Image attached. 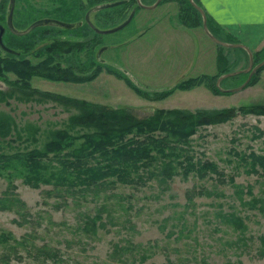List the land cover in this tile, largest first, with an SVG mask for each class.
Segmentation results:
<instances>
[{
	"label": "rangeland",
	"instance_id": "obj_1",
	"mask_svg": "<svg viewBox=\"0 0 264 264\" xmlns=\"http://www.w3.org/2000/svg\"><path fill=\"white\" fill-rule=\"evenodd\" d=\"M110 1L116 0H4L0 20L4 29L8 28V14L11 26L17 22L21 30L40 18L72 23L60 33L52 25L42 27L32 52L21 54L32 63L41 62L43 56L35 55V51L53 39L84 41L80 25L85 23V17L100 29H108L131 15L123 26L99 33L92 52L103 67L92 78L64 81L31 75L30 86L40 94L18 97L19 93H15L0 100V120L14 124L12 131L19 132L21 138L31 133L37 138L35 142L14 140V147L40 145L49 130L68 123V117L78 108L59 101L55 95L130 109L137 117L157 109L214 110L264 103V68L258 71L255 81L236 91L213 92L199 83L174 88L158 97L160 91L189 76H218L244 68L246 51L213 43L201 29L200 21L190 26L183 24L179 10L184 0H160L151 8L139 6L136 0H123L113 9L100 10ZM139 1L151 4L154 0ZM108 13L114 18L106 17ZM170 23L197 28L199 49L195 61L189 48L176 45V31ZM0 55L4 51L0 50ZM256 55L253 64L264 58ZM218 57L224 61L221 63ZM69 60L84 62L85 47L72 53ZM105 65L126 76L145 94L137 93ZM92 68L73 69L71 74L82 76ZM246 75L247 72H238L215 85L219 89L231 88ZM15 79L16 74L5 71L0 75V90L8 92L10 81ZM190 147L195 156L211 159L225 175H233V183L216 182L208 176L198 178L192 172L182 178L177 171L162 182L157 178L141 184L116 182L93 191L68 193L49 184L32 187L20 177H14V187L8 189L6 179L0 176V199L4 203H0V228L11 231L16 238L23 237L29 250L18 247V257L9 253L7 261L0 258V264H51L47 258L42 261L34 257V247L39 245L56 248L61 257L59 264H264V244L259 239V235L264 237V212L256 207L264 201V173L260 169L248 170L231 150L246 153L253 149L264 154V114H236L226 121L201 126L191 135ZM197 188H202L200 193ZM252 197L258 202L252 204ZM228 211L240 215L243 229L221 218L220 213Z\"/></svg>",
	"mask_w": 264,
	"mask_h": 264
},
{
	"label": "trees",
	"instance_id": "obj_2",
	"mask_svg": "<svg viewBox=\"0 0 264 264\" xmlns=\"http://www.w3.org/2000/svg\"><path fill=\"white\" fill-rule=\"evenodd\" d=\"M122 2L123 0L107 2L108 4L101 6L100 10L113 9ZM181 6L183 9L179 10V14L183 24L190 26L201 22L199 12L188 0H184L183 4L181 2ZM3 10L4 0H0L1 21ZM101 15L99 14V17ZM106 15V17L114 18L113 14ZM129 15L130 13L121 22ZM182 15L185 19H182ZM84 22L80 25V31L85 36L84 41L53 39L40 50L35 51V55L39 54L43 57L41 62L34 63L21 54L32 52L36 37L43 30L42 27L52 25L56 33L63 32L70 27L41 23L26 32L19 33L21 28L17 22H14L12 24L14 31L9 28L4 29L1 34L3 44L19 52H8L0 48L4 51V55H0V75L7 70L16 74V79L10 81V90L8 92L0 90V100L5 96L15 95V93H19L18 97L40 94L37 89L30 86L29 77L31 75L37 74L64 81H83L95 76L103 67V63L96 61L92 52L94 44L99 41L100 32L89 26L86 20ZM206 23L209 27L208 18ZM93 25L100 29L95 23ZM211 33L221 40L235 41L230 36H221L222 34L212 31ZM83 47H85L86 60L81 63L76 62L77 59L70 62L71 54ZM258 50L259 52L252 53V59L257 57L256 53H259L260 59L264 57V46ZM218 59L221 63L224 61L223 57H218ZM60 61L63 63L60 64ZM90 66L93 68L89 74L82 76L77 73L71 74L75 72L73 69L79 71ZM104 67L109 72L123 78L137 93L145 94L126 76L107 65ZM263 68L264 64L258 67L251 74L247 84L255 81L258 71ZM216 77L217 74L206 75L204 73L189 76L174 86L160 91L157 95L163 97L174 88H189L199 83L205 84L213 92H223L215 85ZM54 98L64 103H72L78 110L70 114L67 124L49 130L48 137L40 145L14 147L12 143L14 140L18 139V142H21L29 139L35 142L37 138L33 133L21 138L19 132L12 131L16 128L14 124L0 120V176L6 179V188L12 189L14 187L12 179L20 177L23 183L32 187L49 184L68 193H82L97 190L98 187L105 185H113L116 182L141 184L151 178H157L162 182L171 178L177 171H180L182 178H186L187 174L192 172L198 178L208 176L216 182L233 183V175H225L215 161L194 155L190 147L191 135L201 126L226 121L236 114H264V103H248L214 110L157 109L148 115L137 117L130 109L112 108L97 102L78 101L56 95ZM258 132L260 133V130ZM231 150L240 162L247 164L248 170L256 172L260 169V172L264 173V154L255 152L253 149L246 153L232 148ZM201 190L202 188L196 189L198 193ZM7 193L8 191L5 190L4 194ZM254 202H258V198L252 197L251 203ZM0 203L4 205L1 199ZM256 207L264 212V201ZM220 216L225 222L232 223L234 228H244L240 215L233 211L220 213ZM93 223L92 217L91 228L94 226ZM259 239L263 245L264 237L259 235ZM24 240L23 237L16 238L11 231L0 228V258L8 259L9 253L18 257V247L29 251ZM33 254L36 258L41 257L42 261H46V258L51 260V264H59L61 261L57 249L50 246H35Z\"/></svg>",
	"mask_w": 264,
	"mask_h": 264
},
{
	"label": "crops",
	"instance_id": "obj_3",
	"mask_svg": "<svg viewBox=\"0 0 264 264\" xmlns=\"http://www.w3.org/2000/svg\"><path fill=\"white\" fill-rule=\"evenodd\" d=\"M196 1L209 20L208 29L210 32L222 34L221 36H234L236 42L243 43L250 50H258L264 46V5L259 0L254 3L242 4L225 3L222 0ZM173 28L176 31V45L181 49L189 48L191 58L195 61L199 49L198 36H196L197 28L186 27L182 23L179 25L176 23ZM208 39L210 38L208 37Z\"/></svg>",
	"mask_w": 264,
	"mask_h": 264
},
{
	"label": "water",
	"instance_id": "obj_4",
	"mask_svg": "<svg viewBox=\"0 0 264 264\" xmlns=\"http://www.w3.org/2000/svg\"><path fill=\"white\" fill-rule=\"evenodd\" d=\"M159 1L160 0H154L151 4H142L139 0H136V3L139 6H141V7L151 8V7H154ZM188 1L199 12V14L201 16V27H202L204 33L213 42H215L216 44L227 46V47H240V48L244 49L246 51V54H247V65L244 68L233 70V71H229V72H224V73L218 75L216 77V79H215V84H218L220 79H222V78H224L226 76L233 75V74H236L238 72H247V75H246L245 79L240 84H238L237 86H234V87H231V88H227V89H221V88L220 89L224 90V91L232 92V91H236V90H239L240 88L244 87L247 84V82H248L251 74L254 72V70L257 69L258 67H260L262 64H264V58L262 60H260L259 62L253 64L252 53L244 44H242L240 42L224 41V40H221V39L217 38L215 35H213L209 31V29H208V27L206 25V20H205L206 18H205L204 10L201 8V6L199 4H197L193 0H188ZM10 2L12 3V0H10ZM130 16L131 15H129L126 19H124L119 24H117V25H115V26H113L111 28H108V29H98L87 19V17H85V18H86V21L89 24V26H91L95 31H97V32H107V31H112V30H115V29L123 26L125 23L128 22V20L130 19ZM41 23H52V24H56V25H59V26H62V27H71L72 26V23L65 22V21H62V20H58V19H54V18H40V19L34 20L28 26H26L23 30L18 31V32L19 33L26 32V31L30 30L33 26H35L37 24H41ZM6 24H7V27L9 29L14 31V29L12 28L11 23H10V14H8V16H7ZM3 30H4V26L0 24V48L5 50V51H8V52H13L14 50L9 48V47H7V46H5L3 44V42H2V40H1V34H2Z\"/></svg>",
	"mask_w": 264,
	"mask_h": 264
},
{
	"label": "snow or ice",
	"instance_id": "obj_5",
	"mask_svg": "<svg viewBox=\"0 0 264 264\" xmlns=\"http://www.w3.org/2000/svg\"><path fill=\"white\" fill-rule=\"evenodd\" d=\"M225 3H254L256 0H222ZM259 2L264 5V0H259Z\"/></svg>",
	"mask_w": 264,
	"mask_h": 264
},
{
	"label": "flooded vegetation",
	"instance_id": "obj_6",
	"mask_svg": "<svg viewBox=\"0 0 264 264\" xmlns=\"http://www.w3.org/2000/svg\"><path fill=\"white\" fill-rule=\"evenodd\" d=\"M4 31V30H3Z\"/></svg>",
	"mask_w": 264,
	"mask_h": 264
}]
</instances>
